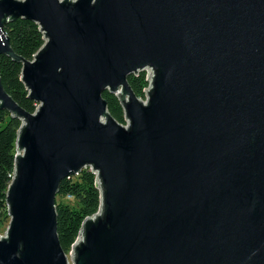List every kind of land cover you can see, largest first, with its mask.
Here are the masks:
<instances>
[{"label": "water", "instance_id": "95a60500", "mask_svg": "<svg viewBox=\"0 0 264 264\" xmlns=\"http://www.w3.org/2000/svg\"><path fill=\"white\" fill-rule=\"evenodd\" d=\"M37 22L33 60L8 22ZM39 107L23 120L0 264H70L56 198L97 174L73 264H264V0H0V55ZM148 69L147 100L129 76ZM116 94L128 125L110 113Z\"/></svg>", "mask_w": 264, "mask_h": 264}, {"label": "trees", "instance_id": "16d2710c", "mask_svg": "<svg viewBox=\"0 0 264 264\" xmlns=\"http://www.w3.org/2000/svg\"><path fill=\"white\" fill-rule=\"evenodd\" d=\"M5 33L10 38L11 47L25 59L33 60L35 54L47 41L41 26L26 18L10 21L5 26ZM0 73L5 90L25 110L34 113L38 103L30 98V91L23 81V63L13 60L6 54L0 55ZM129 83L141 99H146L150 86L146 70L132 74ZM112 116L122 124L127 123L124 106L120 98L106 90L103 93ZM23 120L12 116L8 110H0V226L2 218H9L7 191L15 174V147ZM73 196L76 206L64 201H56L58 234L61 245L66 252L80 235L84 220L95 215L102 205V190L97 174L89 167L78 175L62 180L57 196Z\"/></svg>", "mask_w": 264, "mask_h": 264}, {"label": "rangeland", "instance_id": "374dc122", "mask_svg": "<svg viewBox=\"0 0 264 264\" xmlns=\"http://www.w3.org/2000/svg\"><path fill=\"white\" fill-rule=\"evenodd\" d=\"M144 101H145V99H144ZM15 152H17V144H16V147H15ZM56 200L57 201L67 202L71 206H76V204H77V201L74 198L57 196ZM1 222H2V225L0 226V235H4L5 232L8 230V226H9V223H10V217L9 218H2ZM67 256H68L69 263L73 264V261H72L71 255H70V251L67 252Z\"/></svg>", "mask_w": 264, "mask_h": 264}, {"label": "built area", "instance_id": "2783aa9c", "mask_svg": "<svg viewBox=\"0 0 264 264\" xmlns=\"http://www.w3.org/2000/svg\"><path fill=\"white\" fill-rule=\"evenodd\" d=\"M146 71H147V73H148V69H146ZM144 100V99H143ZM147 100V96H146V99H145V101ZM38 107H39V104H38ZM38 107H37V109H38ZM124 125H128V122L126 123V124H124ZM70 177V176H69ZM68 198H73V196H71V195H69V196H67Z\"/></svg>", "mask_w": 264, "mask_h": 264}]
</instances>
